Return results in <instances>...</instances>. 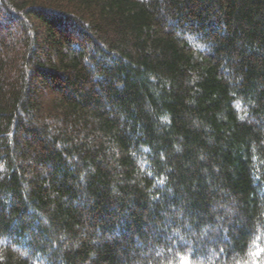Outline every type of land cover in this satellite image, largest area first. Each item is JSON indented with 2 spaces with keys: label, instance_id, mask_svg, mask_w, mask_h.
Returning <instances> with one entry per match:
<instances>
[{
  "label": "trees",
  "instance_id": "obj_1",
  "mask_svg": "<svg viewBox=\"0 0 264 264\" xmlns=\"http://www.w3.org/2000/svg\"><path fill=\"white\" fill-rule=\"evenodd\" d=\"M0 264H264V0H0Z\"/></svg>",
  "mask_w": 264,
  "mask_h": 264
}]
</instances>
